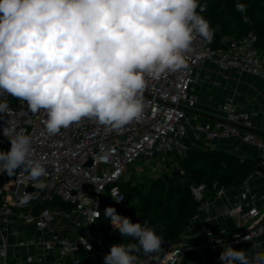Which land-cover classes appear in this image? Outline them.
I'll list each match as a JSON object with an SVG mask.
<instances>
[{
  "label": "built area",
  "instance_id": "obj_1",
  "mask_svg": "<svg viewBox=\"0 0 264 264\" xmlns=\"http://www.w3.org/2000/svg\"><path fill=\"white\" fill-rule=\"evenodd\" d=\"M255 39L252 33L231 38L227 49L217 50L214 38L207 42L197 37L187 53L189 67L159 78L146 77L142 115L119 129L82 118L49 135L44 110L32 113L26 102L0 96V102L6 101L12 110L10 117L0 114L2 148L8 151L11 147L3 135L11 119L17 130L31 135V158L42 162L48 173L40 178L41 188L21 169L0 181V264H104L105 255L117 243L106 238L101 228L102 220L107 219L103 213L112 206L126 216L120 183L125 181L127 169L135 161L149 165L169 154L182 156L190 148L185 141L188 132L197 142L239 137L255 144L259 150L255 168L237 188L234 201L225 202L226 188L215 189L212 198L220 201L217 213L210 199L204 200L205 185H191L201 203L180 237L184 242L143 253L136 264H222L219 255L225 245L237 249L249 242L261 244L260 252H264V191L252 189L254 180L264 174V140L250 130V113L231 99L217 106L219 119L201 120L193 112L198 99L191 90L196 71L205 61L264 82V54L255 46ZM114 191V198L123 202L112 199ZM217 217L234 221V227L214 229L212 222ZM190 250L194 257L186 261Z\"/></svg>",
  "mask_w": 264,
  "mask_h": 264
},
{
  "label": "clouds",
  "instance_id": "obj_2",
  "mask_svg": "<svg viewBox=\"0 0 264 264\" xmlns=\"http://www.w3.org/2000/svg\"><path fill=\"white\" fill-rule=\"evenodd\" d=\"M247 7L235 4L250 23ZM206 8L199 0H0V96L26 102L32 113L44 110L49 135L82 118L119 129L142 115L146 77L187 69L197 37L213 40L215 29L201 14ZM11 111L0 102V114ZM3 135L11 147L0 151V172L21 169L43 187L40 178L48 173L31 158V135L11 119ZM103 216L120 236L137 241L113 244L104 264H136V253L161 248V236L146 221L133 223L112 206ZM250 251L225 245L219 260L264 264V252Z\"/></svg>",
  "mask_w": 264,
  "mask_h": 264
},
{
  "label": "trees",
  "instance_id": "obj_3",
  "mask_svg": "<svg viewBox=\"0 0 264 264\" xmlns=\"http://www.w3.org/2000/svg\"><path fill=\"white\" fill-rule=\"evenodd\" d=\"M199 2L207 5L201 14L215 29L213 48L225 50L228 39H239L252 33L256 36L255 46L264 54V0H239L248 6L246 14L250 23H245L242 14L236 10L238 0ZM177 158L183 171L157 178L143 175L134 184L124 181L121 187L125 194L126 217L133 223L146 221L154 228L161 236V248L180 238L198 212L201 201L193 195L191 185L204 184V200H207L213 197L217 188L240 187L256 164L254 159L241 158L217 148H188ZM101 228L106 238L117 244L137 243L131 237L120 236L108 219L102 220ZM142 254V251L136 253L137 258Z\"/></svg>",
  "mask_w": 264,
  "mask_h": 264
},
{
  "label": "crops",
  "instance_id": "obj_4",
  "mask_svg": "<svg viewBox=\"0 0 264 264\" xmlns=\"http://www.w3.org/2000/svg\"><path fill=\"white\" fill-rule=\"evenodd\" d=\"M192 92L198 99L196 109L193 111L201 120H217L219 112L217 106L226 101L233 100L236 106L246 109L253 122V131L259 140H264V82L262 79L246 72L235 70H220L210 62H202L196 71L195 82L191 87ZM185 141L190 148H217L222 151L235 154L241 158H249L257 161L259 150L255 144L245 143L239 137L228 140L200 141L194 140L191 132L185 137ZM255 192L264 191V174L252 183ZM238 189H227L225 202L234 201ZM212 210L217 213L219 200L210 198ZM214 229L234 227V221L217 217L212 222ZM261 244L249 242L237 247V250H250L249 256L255 252H260ZM194 251L190 250L186 256V261L194 257Z\"/></svg>",
  "mask_w": 264,
  "mask_h": 264
},
{
  "label": "rangeland",
  "instance_id": "obj_5",
  "mask_svg": "<svg viewBox=\"0 0 264 264\" xmlns=\"http://www.w3.org/2000/svg\"><path fill=\"white\" fill-rule=\"evenodd\" d=\"M183 171L182 166L175 156V154H169L165 160L157 158L153 163L147 165L143 161H135L126 171L124 177L125 181L135 183L136 179L140 176L147 175L153 178L160 176L170 175L174 172ZM122 183L120 186L122 187Z\"/></svg>",
  "mask_w": 264,
  "mask_h": 264
},
{
  "label": "water",
  "instance_id": "obj_6",
  "mask_svg": "<svg viewBox=\"0 0 264 264\" xmlns=\"http://www.w3.org/2000/svg\"><path fill=\"white\" fill-rule=\"evenodd\" d=\"M0 151H7V148H6V147H3V148L0 149ZM6 176H9V175H7L6 172H3V174L0 176V181H2ZM127 212H128V213L130 212V210H129L128 208H127ZM182 242H184V239H183V238H178V239H176V240H173V241L167 243L165 246H170V245L178 244V243H182ZM165 246H164V247H165ZM162 248H163V247H162ZM162 248H161V249H162ZM159 250H160V249H159Z\"/></svg>",
  "mask_w": 264,
  "mask_h": 264
}]
</instances>
